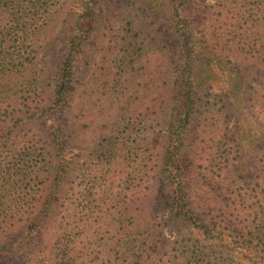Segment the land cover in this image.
I'll return each mask as SVG.
<instances>
[{"label": "rangeland", "instance_id": "rangeland-1", "mask_svg": "<svg viewBox=\"0 0 264 264\" xmlns=\"http://www.w3.org/2000/svg\"><path fill=\"white\" fill-rule=\"evenodd\" d=\"M230 2L239 0H61L29 67L31 88L18 95L15 106L29 119L22 138L47 152L49 168L32 183L36 199L59 197L61 207L110 238L111 220L128 212L131 167L146 155L154 172L141 193L144 212L163 218L153 203L173 198L177 172L185 171L189 187L230 205L245 221L244 203L256 206L263 200L264 149L252 151L251 166L230 162L241 155L229 133L235 115L224 114L216 89L221 72H212L204 59L224 57L209 18ZM79 42L66 106L56 111L60 69ZM190 86L193 116L176 142ZM158 225L165 236L159 259H167L170 242L199 239L179 220L163 218Z\"/></svg>", "mask_w": 264, "mask_h": 264}, {"label": "trees", "instance_id": "trees-1", "mask_svg": "<svg viewBox=\"0 0 264 264\" xmlns=\"http://www.w3.org/2000/svg\"><path fill=\"white\" fill-rule=\"evenodd\" d=\"M60 2L0 0V264H264V192L256 206L244 203L245 221L240 222L236 209L204 191L199 194L197 186L189 187L185 171L177 172L173 198L155 201L153 207L160 206L164 220L181 221L199 239L172 241L167 259H159L165 236L158 222L163 218L141 209V193L149 188L154 172L146 155L131 167L128 212L111 220L110 238L90 221L83 224L72 209L61 207L59 197L36 199L32 183L49 168L47 152L44 146L37 150L33 142L22 138L29 119L26 113L19 115L15 106L18 95L31 88L29 67L36 60L39 41L59 14ZM209 22L213 41L222 46L224 57L204 59L212 64V72H221L223 81L216 89L225 102L224 114L235 115V128L229 133L241 154L230 162L248 167L252 151L263 153L264 149V0L227 3L210 15ZM80 48V42L72 44L60 69L56 111L66 106ZM248 95L249 112L245 109ZM184 101L187 112L183 128L174 134L176 142L193 116L195 92L191 86ZM217 123L223 124L221 120ZM41 185L42 193L46 187L43 179ZM60 193L57 190L56 196ZM123 223L127 227L120 229Z\"/></svg>", "mask_w": 264, "mask_h": 264}]
</instances>
